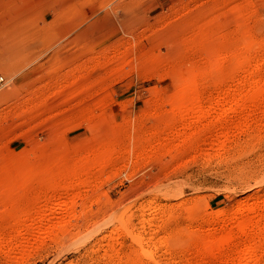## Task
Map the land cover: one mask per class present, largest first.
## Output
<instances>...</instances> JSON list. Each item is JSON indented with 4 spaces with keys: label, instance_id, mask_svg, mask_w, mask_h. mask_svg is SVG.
I'll return each instance as SVG.
<instances>
[{
    "label": "rangeland",
    "instance_id": "374dc122",
    "mask_svg": "<svg viewBox=\"0 0 264 264\" xmlns=\"http://www.w3.org/2000/svg\"><path fill=\"white\" fill-rule=\"evenodd\" d=\"M0 77V264H264V0H0Z\"/></svg>",
    "mask_w": 264,
    "mask_h": 264
},
{
    "label": "bare ground",
    "instance_id": "6f19581e",
    "mask_svg": "<svg viewBox=\"0 0 264 264\" xmlns=\"http://www.w3.org/2000/svg\"><path fill=\"white\" fill-rule=\"evenodd\" d=\"M8 45V44H7ZM12 45V44H11ZM8 47V46H7ZM241 47V46H240ZM252 48V47H251ZM17 49V48H16ZM5 50V49H4ZM234 50H236L237 51V49H234ZM254 50V49H253ZM15 51V50H14ZM249 51V50H248ZM251 51V50H250ZM253 52V51H252ZM229 55L230 54H223V55H221V58H227V57H229ZM221 58H220V60H221ZM248 58V57H247ZM224 60V59H223ZM262 65V63L260 64V63H256V65H254V70H256V69H259L260 68V66ZM241 69H243V68H241ZM252 71V70H251ZM180 78V77H179ZM233 78V77H232ZM242 80V79H241ZM1 81H3V78L2 77H0V82ZM180 80H178V82L177 83H182L183 81H182V79H181V82H179ZM239 81V80H238ZM241 82V81H240ZM232 83H233V81H232ZM248 83V82H247ZM214 84L216 85V84H218L221 88H222V91L223 90H229L230 89V87H229V85H228V87H226V85L224 84V82L223 81H214ZM239 84V83H238ZM235 85H237V84H235ZM241 85V84H240ZM261 85H264V83H260V81H250L249 82V84H247V88L249 87V89H255L256 87H259V86H261ZM243 87V86H242ZM221 88H219V89H221ZM231 90V89H230ZM183 92H181L180 93V90H179V97H178V99L179 100H181L180 98H185V99H187V101L189 102L190 101V105H191V101H192V99L190 98V89L189 88H187V87H184L183 88V90H182ZM248 91H250V90H248ZM221 92V91H220ZM236 93V92H235ZM238 93V92H237ZM198 94V93H197ZM240 92H239V95H238V97L237 98H235L234 99V106L235 107H237V102H238V100L241 98V96H240ZM262 95H264V94H262ZM235 97V96H234ZM197 98V97H196ZM255 98V97H254ZM178 99H175L176 101L178 100ZM175 101V102H176ZM182 101V100H181ZM179 102V103H182V102ZM185 101V100H184ZM183 101V102H184ZM186 101V102H187ZM221 101V99H220V96L218 95H216V97L213 99V102L214 103H219ZM187 102V103H188ZM193 102V101H192ZM179 103L178 104H173L175 107H176V111H178L179 112V114H180V116L183 118H185L186 116H188L187 115V113H189V112H187L188 111V109H187V107H185L184 106V104L183 105H179ZM186 103V104H187ZM172 105V104H171ZM199 105V104H198ZM187 106V105H186ZM201 106V105H200ZM199 106V107H200ZM255 106V105H254ZM249 107V106H248ZM239 108V107H238ZM254 108V107H253ZM195 109V108H194ZM201 109V108H200ZM255 109V108H254ZM260 109V108H259ZM172 110V109H171ZM199 110V109H198ZM207 110V109H206ZM206 110H199V111H196L197 113H195L194 115H193V118L194 119H196V120H199L201 117H203V115H204V113L206 112ZM237 110V109H236ZM243 110V109H242ZM248 110V109H247ZM252 110V109H251ZM205 111V112H204ZM226 111H235V108L233 107V106H230L227 110L226 109H224V112H226ZM191 112V111H190ZM223 112V113H224ZM175 113H177V112H175ZM194 113V112H193ZM223 113H219V114H223ZM251 113V112H250ZM255 113V112H254ZM206 114V113H205ZM218 116V115H217ZM220 116V115H219ZM185 122V121H184ZM222 125V124H221ZM181 127V126H180ZM191 132H193V131H191ZM216 146V145H215ZM12 161V160H11ZM17 162V161H16ZM4 163V162H3ZM20 163V162H19ZM14 166V165H13ZM21 166V165H20ZM19 167V166H18ZM20 168V167H19ZM96 168V167H95ZM22 169V168H21ZM19 170V169H18ZM9 173V172H8ZM53 180H54V178H53ZM11 182V181H10ZM4 183V182H3ZM20 183V182H19ZM23 183V182H22ZM22 183H21V185H22ZM8 185H10V183L8 182ZM8 185H6V186H8ZM24 185V184H23ZM12 186H15V185H12ZM2 187H5V186H2ZM21 188H23L22 186H21ZM10 189V188H9ZM13 189V188H12ZM20 190V189H19ZM12 191V190H11ZM22 191V190H21ZM19 192V191H18ZM17 192V193H18ZM14 197V196H13ZM25 198V197H24ZM57 206V205H56ZM28 207V206H27ZM60 207V206H59ZM26 208V207H25ZM55 209V208H54ZM34 210V209H33ZM246 210V209H245ZM245 213H244V219H247V218H251V212H249V211H244ZM43 214V213H42ZM45 215V214H44ZM44 215H43V217H44ZM72 216V215H71ZM42 216H38V218H36V220H38V219H40ZM253 217V216H252ZM72 218V217H71ZM52 219V218H51ZM34 222H35V219H34ZM37 222V221H36ZM62 222V221H61ZM36 224V223H35ZM38 224H39V221H38ZM58 224H59V222H58ZM62 224V223H61ZM66 224V223H65ZM37 225V224H36ZM212 225V224H211ZM27 226H29V225H27ZM31 226H32V224H31ZM13 228V227H12ZM24 228V227H23ZM25 228H27V227H25ZM257 228H259V227H257ZM28 229H29V227H28ZM34 229H35V231H36V228L34 227L33 228V231H34ZM120 229H121V231H123V232H125L129 237H130V239H131V241L137 246V249L144 255V256H149L150 255V251L149 250H147V248H145V246L143 245V243H142V239L140 238V236H138V235H136V234H134V233H132L128 228H127V226L124 224V223H120ZM46 230V229H45ZM49 229H47V231H48ZM90 230V229H89ZM89 230H87V231H89ZM258 230V229H257ZM29 231V230H28ZM34 231V232H35ZM46 231V232H47ZM97 231H98V229H97ZM30 232H32V229H31V231ZM68 232V231H67ZM84 233V232H83ZM255 233V232H254ZM253 233V234H254ZM32 235H34L33 233H31ZM112 233L111 232H105V233H102L101 235H99V236H97V237H95L96 239H95V241H97V242H99V241H103V240H106V239H109L112 235H111ZM253 234H251V235H253ZM16 235V234H15ZM257 235V234H256ZM255 235H253V236H250L248 239H247V241L245 242V245H244V247L239 251V253H241L242 255H245V257H243L241 260H240V262H239V264H245V263H248V261H250V260H252L253 261V263L254 262H257V260L259 259L257 256H254V254H253V257H251L250 256V254L251 253H255V247H257L258 246V237L256 238V237H254ZM31 238V237H30ZM230 239V238H229ZM144 242V241H143ZM205 244V243H204ZM207 246V245H206ZM257 250V249H256ZM237 254H238V251H237ZM236 254V255H237ZM110 255H111V253H110ZM150 257V256H149ZM236 257V256H235Z\"/></svg>",
    "mask_w": 264,
    "mask_h": 264
}]
</instances>
